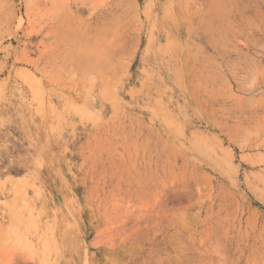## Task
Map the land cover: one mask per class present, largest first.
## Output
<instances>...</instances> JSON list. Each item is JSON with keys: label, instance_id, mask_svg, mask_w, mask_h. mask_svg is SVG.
I'll use <instances>...</instances> for the list:
<instances>
[{"label": "rangeland", "instance_id": "374dc122", "mask_svg": "<svg viewBox=\"0 0 264 264\" xmlns=\"http://www.w3.org/2000/svg\"><path fill=\"white\" fill-rule=\"evenodd\" d=\"M0 264H264V0H0Z\"/></svg>", "mask_w": 264, "mask_h": 264}]
</instances>
